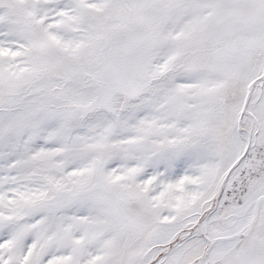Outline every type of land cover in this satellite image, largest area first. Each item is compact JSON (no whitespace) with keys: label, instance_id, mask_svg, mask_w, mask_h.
<instances>
[{"label":"snow or ice","instance_id":"snow-or-ice-1","mask_svg":"<svg viewBox=\"0 0 264 264\" xmlns=\"http://www.w3.org/2000/svg\"><path fill=\"white\" fill-rule=\"evenodd\" d=\"M0 264H264V0H0Z\"/></svg>","mask_w":264,"mask_h":264}]
</instances>
